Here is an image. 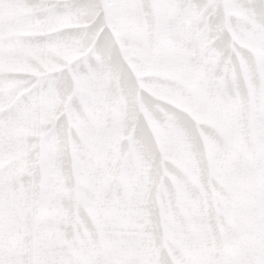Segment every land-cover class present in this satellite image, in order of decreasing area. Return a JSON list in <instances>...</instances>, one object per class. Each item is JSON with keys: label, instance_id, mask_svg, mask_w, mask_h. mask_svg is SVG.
I'll use <instances>...</instances> for the list:
<instances>
[{"label": "snow or ice", "instance_id": "1", "mask_svg": "<svg viewBox=\"0 0 264 264\" xmlns=\"http://www.w3.org/2000/svg\"><path fill=\"white\" fill-rule=\"evenodd\" d=\"M0 264H264V0H0Z\"/></svg>", "mask_w": 264, "mask_h": 264}]
</instances>
